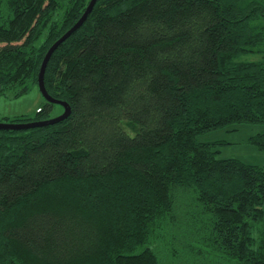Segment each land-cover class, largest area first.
Segmentation results:
<instances>
[{"label":"trees","instance_id":"16d2710c","mask_svg":"<svg viewBox=\"0 0 264 264\" xmlns=\"http://www.w3.org/2000/svg\"><path fill=\"white\" fill-rule=\"evenodd\" d=\"M88 2L0 0V94ZM44 85L66 117L0 128V264H264V165L196 137L264 126V0H96Z\"/></svg>","mask_w":264,"mask_h":264},{"label":"rangeland","instance_id":"374dc122","mask_svg":"<svg viewBox=\"0 0 264 264\" xmlns=\"http://www.w3.org/2000/svg\"><path fill=\"white\" fill-rule=\"evenodd\" d=\"M249 58L257 54L246 55ZM44 97L40 93L37 83L18 95L0 94V117L12 116L20 113L34 114L37 106L42 104ZM60 106L55 104L50 116L60 113ZM260 122L229 123L221 127L211 128L197 134L198 140L211 142L218 157H238L242 161L264 165V149L249 141L248 136L262 129Z\"/></svg>","mask_w":264,"mask_h":264},{"label":"water","instance_id":"95a60500","mask_svg":"<svg viewBox=\"0 0 264 264\" xmlns=\"http://www.w3.org/2000/svg\"><path fill=\"white\" fill-rule=\"evenodd\" d=\"M96 0H89L87 3L84 11L80 15V17L68 28L66 29L58 38H56L50 46L45 51L43 58L41 60L38 75H37V86L42 94V96L50 102H56L63 106V110L51 117L40 119V120H30L26 122H10V121H0V128H20V127H28V126H34V125H41V124H47V123H53L55 121H58L64 117H66L70 112V105L66 100L53 97L48 93L46 90V87L44 85V70L46 63L52 53V51L57 47V45L64 40L72 31H74L77 27L81 25V23L86 18L87 14L90 12L92 6L94 5Z\"/></svg>","mask_w":264,"mask_h":264}]
</instances>
